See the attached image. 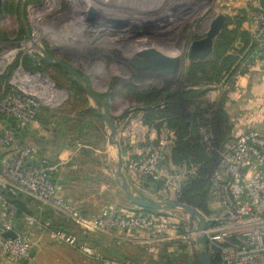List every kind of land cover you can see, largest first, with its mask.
<instances>
[{
  "label": "rangeland",
  "instance_id": "obj_1",
  "mask_svg": "<svg viewBox=\"0 0 264 264\" xmlns=\"http://www.w3.org/2000/svg\"><path fill=\"white\" fill-rule=\"evenodd\" d=\"M13 3L16 4L17 0H5V6L0 10V93L10 86L21 94L32 95L42 107L62 109L70 95L64 87L54 82V79L60 78L59 72L50 68L44 74H34L22 66L24 57L34 59L38 56L30 49L27 38L21 35L20 16L6 11ZM242 7L243 3L234 0H29L25 16L35 43L47 50L55 61H63L82 72L110 106L108 111L113 118L139 108L120 88L121 85L149 90L169 83L173 90H184L180 77L188 62L183 65L180 74L166 78L152 71H137L130 63L137 47L146 44L175 55L186 53L191 41L205 37L215 17L232 16ZM114 79L121 80L122 84L113 88ZM232 89V85L212 87L204 107V117L208 121L216 120L219 109L226 106ZM261 102L264 103L263 97ZM230 115L234 118L235 114L232 112ZM71 116L75 117V114ZM99 128L107 140L109 130L105 124ZM201 134L204 139L216 140L211 126L203 129ZM118 139L122 145L120 136ZM205 144L210 159L216 163L221 150L212 142ZM104 147L106 150L109 148L107 143ZM4 151L7 149H0V157ZM109 154L114 159L115 174L117 152L109 148ZM5 158L0 159V164ZM164 170L170 179H159L164 189L174 196L179 195L178 191L188 179L187 167L166 166ZM124 172L126 174L125 168ZM111 186L108 194L117 201L112 204L113 207L123 210L118 206L121 204L127 210L137 209L124 195L118 194L120 188L114 194L115 188ZM144 196L148 202L161 201L153 191H145ZM161 212L162 216H154L157 227L163 230L160 231L163 241L159 245L169 241L188 243L194 264H199L196 222L179 211ZM189 259L187 255H180L175 264H189Z\"/></svg>",
  "mask_w": 264,
  "mask_h": 264
},
{
  "label": "built area",
  "instance_id": "obj_2",
  "mask_svg": "<svg viewBox=\"0 0 264 264\" xmlns=\"http://www.w3.org/2000/svg\"><path fill=\"white\" fill-rule=\"evenodd\" d=\"M255 28L252 45L264 51V7L256 0ZM41 104L32 95L6 89L0 93V117L25 126L36 123ZM211 139L205 143L211 144ZM12 151L0 164V187H8L59 214L68 222L81 226L86 232L108 234L113 231L137 230L151 238H160L154 216L120 215L113 208H104L99 216L85 217L60 194V188L51 180L52 169L47 160L39 165L28 162L35 156L34 145H20L14 131L0 130V149ZM162 145L150 142L138 157L124 159L126 172L152 175L169 181L162 161ZM195 169L188 174L195 175ZM211 214L206 217V240L213 259L221 264H264V135L248 131L237 137L231 147L217 154L214 171L209 179ZM180 192V190L178 191ZM0 206L4 215L0 221V251L13 262H27L33 249L30 236L15 232L18 210L9 204L0 190ZM30 226L43 230L51 240L72 247L82 256L99 264H122L104 258L87 242L61 230L50 222L24 216ZM15 232V238L5 234Z\"/></svg>",
  "mask_w": 264,
  "mask_h": 264
},
{
  "label": "trees",
  "instance_id": "obj_3",
  "mask_svg": "<svg viewBox=\"0 0 264 264\" xmlns=\"http://www.w3.org/2000/svg\"><path fill=\"white\" fill-rule=\"evenodd\" d=\"M260 3L264 7V0H260ZM6 11L11 15L20 16V5L13 3ZM245 21L246 14L243 12L236 17H228L225 28L214 42L211 55L203 61L193 60L189 63L188 67L184 68L180 77L184 89L233 85L239 69L240 55L251 46L252 41L250 36L242 31V25ZM20 32L23 38L26 37L22 27ZM237 42H241L244 47L240 50L236 49L235 44ZM22 66L27 72L34 74H44L50 68H55L59 72L60 78L54 79V82L57 86L64 87L68 91L70 99L64 103L62 109H50L41 106L36 117V122H38L42 129L50 128V124H53V129L57 131L56 138H59L62 143L67 142L66 146L68 147L81 146L79 151L80 155L83 156L82 162L84 165L89 164L91 167H100L101 161L91 156V149L100 150L107 143L105 135L99 128L104 122L98 116L95 108L74 78L61 67L48 66L39 57L34 59L24 57ZM80 73L83 75L82 72ZM83 76L85 77V75ZM114 83L113 88L115 85L120 86L122 81L114 79ZM120 88L127 92L131 101L147 112L148 119L146 123L148 125L154 126L158 131L166 127V129L174 133V146L170 156L167 158V162L175 167H187L188 172L191 169H195L196 172L195 175L187 174L188 179L179 192L180 194L174 197H170V194H167L168 190L163 187V182L155 179L152 175H146L144 188L153 191L154 194H159V196L164 195L165 200L185 203L200 211L205 217L209 216L211 214L209 179L214 171L215 163L208 155L205 139L201 132L203 129L211 126L214 134L218 133V137L215 138L216 140L214 142L211 141L212 145L216 146L219 150H223L222 147L225 142L230 140L228 133L231 132V125L225 113L219 109V116L215 121L211 122L204 117L205 113L199 111L200 109H197L199 113L194 117L188 118L186 116L187 106L200 103L199 99L207 94V90H189L188 92L180 93L179 91L171 90L172 85L168 83H164L161 88L154 87L149 90H141L132 85H121ZM7 89L12 88L9 86ZM98 96L108 109L109 106L105 103L103 97L99 94ZM74 114L75 117H70V115ZM0 118L2 119V125L12 129L18 138L19 144L24 145L26 138L32 134L30 128L28 126L23 127L17 121H8L3 117ZM38 142L42 143L43 140L38 139ZM0 159L2 158L0 157ZM28 163L38 165L31 163V161ZM100 169L103 168L100 167ZM129 174L126 172L127 176ZM97 177L99 185L103 181L111 180L110 174L108 176V173L106 174L102 170L98 171ZM50 178L55 185L57 184L63 188V184L58 183L52 174ZM112 184L115 188H119L115 180L112 181ZM0 190L5 200L18 210L17 220L24 219V216L35 217L36 213L32 209V199L12 191L8 187H0ZM61 191L60 188V193ZM132 191L140 200L148 202V200H145V197L136 193L133 189ZM65 200L68 201L67 199ZM136 208V210L131 211L132 214L158 217L162 216L163 213ZM113 209L120 215H124L125 213L124 210H120L118 207H113ZM48 211L50 216L47 219L43 218V222H50L52 226H56L55 229L71 235L73 234L69 232V228L60 229V226H57L58 222L65 221L66 224L72 225L71 222H68L51 209ZM73 236L76 235L73 234ZM79 238L80 241L91 245L86 238ZM93 248L96 249V247ZM98 252L104 258L116 260L122 264H175L180 259V255H187L190 258L189 264H194L189 244L181 241L163 243L160 245L155 257L152 256L145 260H131L123 255L120 250L110 247L100 249ZM212 263L221 264L216 259H213Z\"/></svg>",
  "mask_w": 264,
  "mask_h": 264
},
{
  "label": "crops",
  "instance_id": "obj_4",
  "mask_svg": "<svg viewBox=\"0 0 264 264\" xmlns=\"http://www.w3.org/2000/svg\"><path fill=\"white\" fill-rule=\"evenodd\" d=\"M234 1L243 3V7L234 15L226 17L227 19L228 17L233 18L240 15L242 12L245 13L246 21L242 25V31L247 33L251 38L255 28L254 12L256 0ZM243 47L244 45L241 42L235 44L236 49L240 50ZM165 53L175 55L173 53ZM186 67L188 66L186 65L185 68ZM233 83L234 85H232V87L234 89H232V94L228 97L226 106L221 108V111L225 113L231 125V132L228 133L230 140L225 142L222 149L231 147L237 137L248 131H257L264 135V103L261 102L262 97L264 98V51L255 50L252 41L251 46L245 49L242 55H240L239 69ZM228 86L230 85L225 87ZM171 90H173V88H171ZM189 90H207V94L199 99L200 103L187 106L186 116L192 118L197 115L199 111L205 113L204 107L212 87L189 88L182 91L176 89L174 91L184 93ZM109 108L110 106L108 109ZM197 109L200 110L197 112ZM232 112L235 114L234 118H232V114L230 115ZM113 119L116 123L120 124L118 137L120 136L122 139L121 147H123L122 152L124 159L140 156L144 152L147 144L153 142L162 145L164 150L162 167L164 169L166 166L175 167L167 162V158L170 156L174 146V133L166 129V127L158 131L154 126L151 127L148 125L146 123L148 115L145 110L141 108L132 109L121 117L114 116ZM0 126V129L4 127L1 118ZM22 126L26 127L25 125ZM50 126V128L42 129L38 122L32 126H28L32 134L26 138L24 145H34L37 151L35 156L30 160L31 163L39 165L43 160H47L52 169V175L58 183L63 184V188L56 184L62 190L60 193L61 196L67 199L68 202L85 217L94 218L99 216L104 208H113L112 204L117 203V201L112 200V195L108 194L109 185H112V189L115 188L112 184L114 180V159L112 155L109 154V148L106 150L105 147L102 146L100 150L91 149V156L101 161L100 167L103 169H100L99 166L91 167L89 164L84 165L82 162L83 156L80 155L79 151L81 146H66L67 142L62 143L59 138H56L57 131L53 129L54 125L50 124ZM215 135L217 138L218 133L216 132ZM38 139L43 140V142L39 143ZM3 149L6 150L5 148ZM11 154L12 151L7 149V151L2 153L1 158L10 157ZM101 170L106 172V174L108 173V176L110 174V184L108 183L109 181H103L99 185L97 173ZM127 177L132 189L136 191V193H140L145 197L144 192L150 191L144 188L146 175L130 173ZM103 184L108 186L105 187ZM116 189L117 188L114 189V194H117ZM118 192V194L124 195L121 190ZM168 193L170 197H174V194L172 195L170 192H167V194ZM155 195L161 201H168L165 200L164 195ZM161 197L163 198L161 199ZM32 206L34 213H36L35 217L40 218L42 221H44L43 218L47 219V217L50 216L49 209L44 207L41 203L33 200ZM118 206L123 207L125 211L124 215L132 214V210L125 209L121 204ZM3 215L4 211L0 206V221ZM57 226H60V229L69 228V232L75 234L77 237H74L79 241V237L86 238L93 247H96L95 250L99 251L100 249H107L108 247L112 249L115 248L120 250L123 255L131 260H145L152 256L155 257L158 246H160L159 244L163 241L161 238H151L146 233L137 230L113 231L108 234H101L86 232L81 226L73 223L69 225L66 224L65 221L58 222ZM52 227L53 229L56 228L55 225ZM15 232L30 236L33 245L31 258L27 262H13L0 251V264H99L94 260L85 258L72 247L54 242L47 233L34 226H30L24 219L16 221Z\"/></svg>",
  "mask_w": 264,
  "mask_h": 264
},
{
  "label": "water",
  "instance_id": "obj_5",
  "mask_svg": "<svg viewBox=\"0 0 264 264\" xmlns=\"http://www.w3.org/2000/svg\"><path fill=\"white\" fill-rule=\"evenodd\" d=\"M26 1L20 0V17L25 35L28 41H33L32 32L28 26L25 16ZM4 7V0H0V9ZM227 23L225 15L215 17L209 26V30L205 37L199 40L191 41L189 43L188 51L183 54L169 55L152 45H141L134 51V57L130 59V63L137 71H152L161 77H171L180 74L183 65L190 63L193 60H206L213 51L214 42L223 31ZM35 54L43 59L48 66L61 67L70 76L74 78L78 86L84 91L92 106L95 108L99 117L102 118L106 128L109 130L107 137V144L110 149L116 150L118 157L117 171L113 174L114 180L119 185L127 201L132 205L145 210L155 212L161 211H179L189 216L198 225V240H197V261L199 264H213L212 253L209 250L206 240L207 221L206 217L197 209L178 201H158L147 202L140 200L132 191V186L124 172V157L121 143L118 139L120 124L116 123L110 116L108 109L94 90L90 82L72 65L63 61H55L50 53L42 48L39 44L34 45ZM15 232L4 235L6 238H15Z\"/></svg>",
  "mask_w": 264,
  "mask_h": 264
},
{
  "label": "bare ground",
  "instance_id": "obj_6",
  "mask_svg": "<svg viewBox=\"0 0 264 264\" xmlns=\"http://www.w3.org/2000/svg\"><path fill=\"white\" fill-rule=\"evenodd\" d=\"M27 42H28L30 49L34 50V45L37 44V43H35L34 39L32 42H30V41H27Z\"/></svg>",
  "mask_w": 264,
  "mask_h": 264
},
{
  "label": "flooded vegetation",
  "instance_id": "obj_7",
  "mask_svg": "<svg viewBox=\"0 0 264 264\" xmlns=\"http://www.w3.org/2000/svg\"><path fill=\"white\" fill-rule=\"evenodd\" d=\"M29 2V0H27L26 1V5H27V3ZM16 4H19L20 5V1L19 0H17V3ZM4 6H5V0H4ZM0 10H2V9H0ZM20 20H21V17H20ZM21 25H22V23H21ZM22 28H23V26H22ZM24 30V29H23ZM50 67H54V66H50ZM57 67V66H56ZM157 74V73H156Z\"/></svg>",
  "mask_w": 264,
  "mask_h": 264
}]
</instances>
